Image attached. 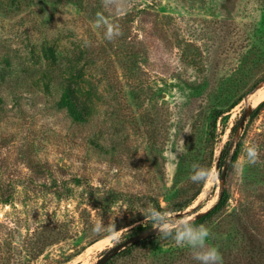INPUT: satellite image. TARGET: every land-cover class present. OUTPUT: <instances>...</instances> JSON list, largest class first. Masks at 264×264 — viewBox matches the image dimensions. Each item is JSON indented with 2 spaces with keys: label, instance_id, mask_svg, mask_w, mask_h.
<instances>
[{
  "label": "rangeland",
  "instance_id": "rangeland-1",
  "mask_svg": "<svg viewBox=\"0 0 264 264\" xmlns=\"http://www.w3.org/2000/svg\"><path fill=\"white\" fill-rule=\"evenodd\" d=\"M97 13L122 35L105 39ZM45 71L58 79L50 90ZM69 83L90 120L59 106ZM263 85L264 0H126L122 13L101 0H0V181L14 192L0 194V264H94L152 229L146 209L197 218L223 189L228 202L202 224L207 244L222 264H264V96L251 95ZM216 108L226 111L213 131ZM193 165L217 175L194 183ZM141 240L105 264H198L172 237Z\"/></svg>",
  "mask_w": 264,
  "mask_h": 264
},
{
  "label": "clouds",
  "instance_id": "clouds-1",
  "mask_svg": "<svg viewBox=\"0 0 264 264\" xmlns=\"http://www.w3.org/2000/svg\"><path fill=\"white\" fill-rule=\"evenodd\" d=\"M102 6L115 13H122L126 9V0H101ZM103 21L105 31L104 36L108 41L122 35L120 26L106 17L104 14L97 13L94 23L97 27ZM87 45V42H85ZM247 158L250 163H255L257 159V149L255 146L247 148ZM240 170H238V173ZM217 174L213 169L205 168L200 165H193V172L190 179L194 183H207ZM145 222H150L152 228L157 230L159 235L172 237L178 246L187 247L191 251L192 258L198 264H222V256L219 250L207 244L210 233L204 225H195V217L186 213L169 215L168 211H161L155 207H150L142 213ZM102 228V222L97 223L94 231ZM109 232L114 240H118L120 231L112 225Z\"/></svg>",
  "mask_w": 264,
  "mask_h": 264
},
{
  "label": "trees",
  "instance_id": "trees-1",
  "mask_svg": "<svg viewBox=\"0 0 264 264\" xmlns=\"http://www.w3.org/2000/svg\"><path fill=\"white\" fill-rule=\"evenodd\" d=\"M195 46H193L194 48ZM196 48V47H195ZM46 51L48 55H54L56 57V51L55 48L46 47ZM39 80H44V84L47 87L48 90H50L52 87L51 85L54 82H57L58 79H56L55 75L51 72L45 71L42 72V77ZM255 86H253L249 91H251ZM247 91V93L249 92ZM242 95L232 101V103L229 105V107H233L238 102L242 99ZM59 106L62 108H66L67 111L69 112L70 116L73 118L74 121L76 122H86L90 120L93 116V111L92 107L89 105L87 102V99L83 98L80 96L79 92L77 89L74 87L72 83L69 84H64L62 85V91L60 94V99H59ZM264 105V100L258 105L257 109L261 108V106ZM228 107V108H229ZM226 111L224 108H216L214 109V114H213V121H212V130L215 131L217 128V119ZM258 111V110H256ZM239 127V122H236L235 125L233 126V130L236 133L237 129ZM233 146V141L229 140L225 144V146L222 148L221 155H220V160H219V165L222 167L226 162L227 158L230 154L231 148ZM239 146V145H238ZM239 156V148L236 146L234 148L233 154H232V159L235 160ZM13 188V184L11 182H2L0 181V194L3 196V201L6 203H9L12 201V197L14 195V192L11 191ZM229 199V192L227 189H223L221 192V196L218 200V202L210 208L208 211L203 213L202 215L198 216L195 218V225H201L204 222L210 220L213 218L228 202ZM159 210V207H158ZM49 230V229H48ZM42 239H40V243L42 244L41 246L44 248V246L48 245L50 236L52 232H47V230H42ZM142 241V240H141ZM132 246V244H130ZM128 246V248L130 247Z\"/></svg>",
  "mask_w": 264,
  "mask_h": 264
},
{
  "label": "water",
  "instance_id": "water-1",
  "mask_svg": "<svg viewBox=\"0 0 264 264\" xmlns=\"http://www.w3.org/2000/svg\"><path fill=\"white\" fill-rule=\"evenodd\" d=\"M226 170L223 171L222 174V179L224 180L226 178ZM157 230L155 229H144L142 231H139L131 236H129L128 238H126L125 240L119 242L117 245L111 247L109 250L106 251V253L100 257V259H98L94 264H105L112 256H114L118 251H120L123 247L127 246L130 243H135L139 240H141L142 238L146 237V236H150L153 235L154 233H156Z\"/></svg>",
  "mask_w": 264,
  "mask_h": 264
},
{
  "label": "bare ground",
  "instance_id": "bare-ground-1",
  "mask_svg": "<svg viewBox=\"0 0 264 264\" xmlns=\"http://www.w3.org/2000/svg\"><path fill=\"white\" fill-rule=\"evenodd\" d=\"M251 95H252V99H253L254 102H255V101H258L261 97L264 96V85L261 86L257 91L252 92ZM103 244H104V241H98V242H96L92 247H93V248H98V247L102 246ZM89 249H91V247H90ZM87 254H88V253H86V255H87ZM84 255H85V254H84ZM84 255H83V256H84Z\"/></svg>",
  "mask_w": 264,
  "mask_h": 264
}]
</instances>
